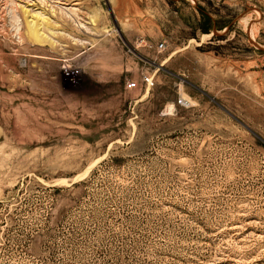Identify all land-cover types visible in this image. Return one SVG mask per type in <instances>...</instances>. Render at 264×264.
Returning a JSON list of instances; mask_svg holds the SVG:
<instances>
[{"label": "rangeland", "instance_id": "rangeland-1", "mask_svg": "<svg viewBox=\"0 0 264 264\" xmlns=\"http://www.w3.org/2000/svg\"><path fill=\"white\" fill-rule=\"evenodd\" d=\"M0 264H264V0H0Z\"/></svg>", "mask_w": 264, "mask_h": 264}, {"label": "built area", "instance_id": "built-area-1", "mask_svg": "<svg viewBox=\"0 0 264 264\" xmlns=\"http://www.w3.org/2000/svg\"><path fill=\"white\" fill-rule=\"evenodd\" d=\"M163 48H164V44L163 43H161V44L158 45V49L159 50H162ZM142 81H143V83H145L147 85H149V84L150 85H153L150 77L147 76V75H142ZM128 87L134 89V88L137 87V83L136 82H130V83H128ZM177 103L180 104V105H183L184 104L183 100H181V99L178 100Z\"/></svg>", "mask_w": 264, "mask_h": 264}, {"label": "bare ground", "instance_id": "bare-ground-1", "mask_svg": "<svg viewBox=\"0 0 264 264\" xmlns=\"http://www.w3.org/2000/svg\"><path fill=\"white\" fill-rule=\"evenodd\" d=\"M207 36H209V35H207Z\"/></svg>", "mask_w": 264, "mask_h": 264}]
</instances>
